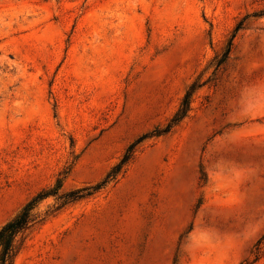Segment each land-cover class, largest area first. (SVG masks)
Masks as SVG:
<instances>
[{"label":"rangeland","instance_id":"rangeland-1","mask_svg":"<svg viewBox=\"0 0 264 264\" xmlns=\"http://www.w3.org/2000/svg\"><path fill=\"white\" fill-rule=\"evenodd\" d=\"M261 12L264 0H0V231L57 191L13 264H264ZM191 88L188 116L157 135ZM142 137L116 182L51 213Z\"/></svg>","mask_w":264,"mask_h":264},{"label":"trees","instance_id":"trees-1","mask_svg":"<svg viewBox=\"0 0 264 264\" xmlns=\"http://www.w3.org/2000/svg\"><path fill=\"white\" fill-rule=\"evenodd\" d=\"M256 16H264V12H261ZM242 26L243 21H241L236 26L233 36H235L236 33L242 29ZM230 48L231 44L228 46L227 51L224 54L223 59L221 60V63L226 60L230 52ZM193 90L194 88H191L186 93L177 112L174 114V116L164 129L156 132L157 135H164L170 133L188 116ZM145 138L146 137H142L137 143L132 144L128 148L123 159L112 168V170L108 173V175L102 182L88 189L75 191L57 198L54 210L51 211V213H57L68 204L89 198L95 195L96 193L100 192L101 190L107 188L110 184L116 182L119 176L124 173L126 166L132 160L137 145ZM50 196L56 197L57 191L52 193H42L36 196L22 209V211L17 217H15L0 231V264H13L24 240L29 236V234L34 230L36 226L46 221V219L48 218V214L47 216L42 217L39 214L37 207L42 203V201H44Z\"/></svg>","mask_w":264,"mask_h":264}]
</instances>
